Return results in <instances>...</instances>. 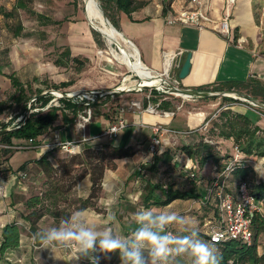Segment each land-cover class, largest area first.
<instances>
[{
    "label": "rangeland",
    "instance_id": "rangeland-1",
    "mask_svg": "<svg viewBox=\"0 0 264 264\" xmlns=\"http://www.w3.org/2000/svg\"><path fill=\"white\" fill-rule=\"evenodd\" d=\"M16 0H0V7L6 11H10ZM106 0H99L101 2ZM144 2L145 6L137 10V16L142 17L145 14L153 16L161 14L162 7L170 3V12L175 14V9H189L190 0H138ZM212 2V6L210 8ZM175 3V8H171V4ZM255 6L253 9L254 22L257 26L256 41L258 44L257 58L264 59V0H254ZM209 6V12L217 9L218 5L222 4V0H206L204 3ZM203 4V5H204ZM201 6V5H200ZM29 8L35 13L42 14L53 20H64L60 25H41L35 16H32L24 10H19V18L24 27L23 35L13 37L10 32V26L13 25L11 19H6L0 14V102H4L2 112L0 113V128L6 126L12 128L16 124L15 121L10 120L14 113H16L17 106L11 104L8 98L13 94V88L7 78L10 74L15 76L23 83H31L33 89L42 90V94L46 92L52 95L51 103L59 105L58 94L62 93H77L89 91H112L122 85L124 78H128L127 87L138 84L141 79L127 66L118 63L109 53L110 46L105 41L104 37L92 29L88 19L86 18L83 0H32L29 3ZM107 9L110 16L120 17L113 4L107 2ZM174 9V10H173ZM224 18V17H223ZM240 18L246 21V17L241 15ZM232 19V13L229 15V20ZM221 21L219 22V24ZM92 30L98 33L96 36L92 34ZM119 31V30H118ZM113 49H117L115 45ZM69 48L71 57H75L84 62V68L80 73H76L74 64L68 62L66 66H58L57 63H64L62 56L64 50ZM73 80L74 84L68 88L54 90L52 87L67 80ZM140 79V80H139ZM253 79V77H252ZM264 84V81H261ZM130 89V88H129ZM53 91V93H52ZM144 92H147L145 89ZM135 91H120L109 96L112 100H117L111 104L110 100L105 106L93 108L95 111L108 112L111 122H116L119 117V107H125L131 100H139L141 96H133ZM139 93V92H138ZM243 94L244 91L242 92ZM177 98L180 106H184L185 115L192 113L190 116L195 119L194 125L198 121L208 119L213 120L221 109L229 107L236 113H243L248 115L252 121H258V118L264 120V114L257 106L248 104L245 100L236 99L239 103H230L224 101L222 97L216 99L205 100L203 98ZM74 102L81 104L78 97L73 98ZM131 99V100H130ZM30 101H33L31 99ZM84 101H86L84 99ZM92 103V102H90ZM115 104V106H114ZM117 105V107H116ZM34 106V111H40ZM112 106V108H110ZM30 107V104H27ZM116 107L115 109H113ZM46 108L41 109L45 111ZM86 110V109H85ZM29 110L26 112L28 113ZM174 111H178L174 109ZM203 114H202V113ZM81 112L80 114H82ZM181 114V113H180ZM175 116V115H174ZM97 116L90 117V121ZM122 117L130 119L127 110L124 111ZM167 119V118H166ZM79 115L77 117V125L80 124ZM88 123H85V128ZM208 124L202 130H198L196 136L191 133L188 137H173L169 139L166 145L162 146V152L169 149L170 154L175 158V164L161 165L155 171H149L148 167L153 162V157L157 154H150L147 150V143L142 149L143 153L140 156L131 158H110L107 163V170L114 172L116 178V186L109 194H104L103 181L99 198L95 202V207L85 209L84 211L73 212L67 221L54 222L49 215L44 216L38 224V235L47 233L50 229L56 228L61 230L77 231L80 227L92 230L97 236V246L94 250H89L87 254L83 252L78 242L75 240H68L62 243H57L53 247L44 248L37 244V240L32 236L28 229V224L24 220L27 210L24 206L25 200L34 193H40L43 189V177L38 167L26 168L27 177L21 181L23 189L19 185H15L9 191L7 196L0 195V230L4 224L18 221V225L22 228L21 241L18 250L13 253H5L1 258L0 264H95V259H98L99 264L104 262L105 252L99 247V240L105 234H110L112 238L120 240L122 243L133 246L137 243L142 244L141 252L144 264H153V257L151 255V245L144 242H139L136 239V230L134 226L142 227L138 222L137 213H143L146 209L141 204V197L147 188L146 183L154 184H172L175 188L187 190L190 188L191 182L185 177L186 173L181 170V165L185 161V157L180 155L179 147L182 144H187L196 139L197 135L206 134ZM264 128V124L261 126ZM80 135L85 129L78 125ZM78 135L74 141H78ZM0 144L7 145L5 142ZM232 141L225 140L220 142L219 151L221 155H226L228 158L222 163L227 162L232 154ZM80 149L77 154L82 151ZM11 150V149H10ZM14 151V150H12ZM16 151V150H15ZM57 155H52L53 164L57 165V160L65 158L69 154L62 151L60 148L55 150ZM253 160V158H251ZM7 162L8 156L4 155L3 148H0V163ZM17 159L13 158V162ZM9 169L10 167L7 166ZM215 166L212 163L206 165L204 170L197 173V182L195 184L198 192H205L209 189L210 179L215 175ZM104 173V175H105ZM135 173H139L135 176ZM263 177H259L253 171L248 177V182L255 185L261 182ZM78 186V185H77ZM77 187L73 192V197H77ZM205 194V195H206ZM208 202L211 203L212 197H208ZM105 198H107L105 200ZM107 201V202H106ZM107 203V204H106ZM209 203V204H210ZM200 208H190L178 206L169 207H152L149 209L154 215L175 213L183 216V222H172L160 228L159 226H152V230L158 232L160 235H168L173 238H180L187 235H192L193 239L197 237L193 233H199V239L206 240L203 235V223L211 215L212 206L203 204L202 201H197ZM198 205V206H199ZM261 205V204H260ZM260 207V211H261ZM10 215V216H9ZM13 215V217H11ZM147 223V222H145ZM40 237V236H39ZM207 241V240H206ZM259 242L264 243V233L259 237ZM108 264V263H106ZM113 264H124L123 260L117 261ZM156 264H195V258L190 252L177 255L176 252H171L166 258L156 260Z\"/></svg>",
    "mask_w": 264,
    "mask_h": 264
},
{
    "label": "trees",
    "instance_id": "trees-1",
    "mask_svg": "<svg viewBox=\"0 0 264 264\" xmlns=\"http://www.w3.org/2000/svg\"><path fill=\"white\" fill-rule=\"evenodd\" d=\"M32 0H16L13 8L10 11H6L0 7V14L6 19H11L13 25L10 26V32L13 37H19L23 35L24 27L19 18V10H24L35 16L37 21L41 25H60L64 20H53L45 15L35 13L29 8V3ZM107 2L114 5L118 13L125 14L129 19H132V15L140 8L145 6L144 2L138 0H106L101 2V9L104 15L109 20L114 28L120 31L119 18L110 16L107 9ZM170 12V3L162 7L161 15L165 17ZM148 20V17L142 19V21ZM92 34L96 36L98 33L92 30ZM236 36L234 37V41ZM64 57V63H57L58 66H66L68 62H72L76 73H80L84 68V62L75 57H71L69 48H66L62 53ZM13 88V94L10 95L8 100L11 104L17 106V111L14 116L10 117V120H16L20 116H23V120L14 125L10 130H6V126L0 128V142H5L7 145H11L12 138L20 139H34L38 145V140L45 135L49 130L55 128V122L59 119L63 124H73L78 115L85 109L90 108L92 116H103L105 119L109 118L108 112L95 111L93 108H98L97 103H88V105L78 104L74 102V99H68L61 97L58 99L59 105L51 103L52 95L48 92L42 94V90L33 89L32 84L23 83L15 74L7 76ZM74 84L73 80H67L54 85V90L68 88ZM196 91H237L243 92L245 95L251 96L254 99L264 103V84L256 79H249L248 81H230L219 85L217 87L202 86L194 89ZM154 95H159L153 91ZM109 96L98 99L100 106H105L109 102ZM113 96L110 103L113 104L116 100ZM217 97L203 98L205 100L216 99ZM33 99V101H30ZM224 101L230 103H239L236 99L229 97H222ZM30 107H27V104ZM4 102H0V113L2 112ZM39 105L37 108L40 111H34V106ZM46 108L45 111L41 109ZM112 108V106H110ZM31 110L28 116L26 112ZM159 109L165 112L174 111V108L168 101L161 100L159 102ZM264 114V111H261ZM208 121V119H205ZM202 127V126H201ZM206 134L197 135L198 137L192 139L187 144H182L179 147L180 155L185 157V161L181 165L186 175L185 177L193 183L194 186L188 190H181L175 188L172 184H154L147 183V188L141 197V204L143 208L150 209L151 207H165L174 200H196L202 201L203 204H209L206 199L208 195H203L196 190L195 184L197 182V173L204 170L206 165L212 163L215 166L216 171L223 169L226 162L223 160L228 158L226 155H221L219 151L220 142L225 140L232 141L243 154L244 159L241 164L238 165L226 182L228 185L227 191L234 192L238 184L248 179L250 174L253 173V168L248 164L247 160L251 158H264V128L256 125L252 119L243 113H236L229 108L221 109L217 114V117L208 122V128ZM198 130H194L192 133L196 136ZM4 155L8 156L13 151L10 149H3ZM53 149L43 154L34 164L38 167L43 177V189L40 193H34L29 196L24 206L27 210V214L24 216V220L28 224L29 232L37 240L39 244L40 235H38V224L40 220L49 215L53 218L54 222L60 223V221H67L73 212L84 211L88 208L95 207V202L99 198V194L102 188V180L105 170L107 169V163L110 158H128L135 154V150L131 147H114L110 145H102L101 147H95L86 145L83 147L80 153L69 154L63 159L57 160V165H54L49 158L52 156ZM232 155V154H231ZM175 158L173 154H170L169 149H165L159 155L153 157V162L149 165V171H155L161 165L169 166L171 162L175 164ZM191 162V169L184 170L185 162ZM5 161L0 163V167H5L6 172H10L5 165ZM25 171L26 166L20 167ZM255 172V171H254ZM139 174V173H136ZM88 177L91 183L89 194L85 197H73V192L77 185ZM264 179V178H263ZM248 181V180H247ZM214 178L210 179L209 187L212 186ZM250 185V184H249ZM250 192L255 199L261 204V211L256 213L252 218V241L250 244H245L239 240H228L221 244H216L222 254L221 264H264V243L259 242V237L264 233V180L250 185ZM212 206L211 215L215 213V203L211 199L209 206ZM140 226H134V230H138ZM22 228L15 222L5 224L0 230V260L4 257L5 253L16 250L21 241ZM206 240L207 236L203 233ZM120 252L106 253L104 262L102 264H113L117 261H121ZM10 264V263H9Z\"/></svg>",
    "mask_w": 264,
    "mask_h": 264
},
{
    "label": "crops",
    "instance_id": "crops-1",
    "mask_svg": "<svg viewBox=\"0 0 264 264\" xmlns=\"http://www.w3.org/2000/svg\"><path fill=\"white\" fill-rule=\"evenodd\" d=\"M200 2V8L212 21L209 28L197 29L196 27L179 24L170 25L165 21L166 16L163 17L161 14H155L153 16L145 14L142 17H138L136 12L132 15V19H129L125 14L121 13L119 17L120 32L134 45L141 63L154 73L162 74L169 69L170 75L178 78V73L184 63L186 54L191 53L190 71L184 79H178L182 89L194 90L206 85L217 87L230 81H248L252 77L253 79L264 81V59L257 58L256 54L258 44L255 38L257 26L253 16L254 0H235L234 3L229 4L227 0H222V4L218 5L217 9L209 13V6L207 7L204 4L206 0H200ZM174 6L175 3H172L171 8H175ZM211 7L213 8L212 2ZM180 10L182 9L178 11ZM178 11L175 9V12ZM231 13L232 19L229 20L231 24L230 35L228 37L219 35L214 29L218 27L219 22L222 21L226 14L231 15ZM241 15L246 17V21L240 18ZM145 17H148V20L142 21ZM235 36L236 40L234 41ZM165 53L168 55L175 54L176 56L174 60H171L165 56ZM133 96H142V93L136 92L133 93ZM177 98L181 97L174 95H153L150 101L152 103H158L161 100L168 101L174 109L178 110L171 111L175 116L164 117L149 113L138 114L128 110L130 119L128 120L126 117H123L126 121V128L120 131L114 139L101 136L102 132L114 123L110 121V116L108 119H105L103 116L93 118V120L89 121L86 128H84L85 130L81 135L78 131L79 124L77 125V119L73 124H63L59 119L55 122L56 127L49 130L38 140L37 148L19 151L14 150L8 155V161L5 165L9 166L11 171H17L24 165L26 168L35 166L34 162L47 151L53 149L52 155H57L55 150L59 148L50 147L54 134H58L62 141H74L77 135L78 137L80 136L78 139L80 149L86 145L95 147H101L102 145L123 148L131 147L135 150V154L128 158L134 159L143 153L142 149L145 147V143L150 140L152 126L155 124L164 125L176 132L194 131L202 126L204 117H202L201 121H198L199 123L194 125L195 122L193 120L195 119L190 116L192 113L185 115L184 106L179 105V102L175 100ZM254 122L260 127L264 124V120L260 117L258 121L256 120ZM179 136L181 137L182 135ZM173 137H177V135H165L164 145ZM188 138L191 139L190 136ZM18 141L12 138L11 143L13 144ZM13 158H16L17 161L13 162ZM257 159L260 160V166L255 173L259 177H263L264 159ZM49 160L53 163L51 157ZM215 172L217 171L215 170ZM136 175L138 174L135 173ZM116 178L117 176L114 175L113 171H106L103 181L104 194H109V192L115 189L117 183ZM4 185L7 196L11 188L17 185V182L13 176H6ZM144 185L147 186V183L144 182ZM22 186L20 185V188ZM90 186L89 178H84L77 186V197L85 198L89 194ZM192 186H194L193 183L190 184V188ZM199 193L205 194L203 190ZM174 205L195 209L200 208L197 201L192 199L174 200L165 207ZM14 222L18 224V221ZM13 252L15 250L9 251V253Z\"/></svg>",
    "mask_w": 264,
    "mask_h": 264
},
{
    "label": "built area",
    "instance_id": "built-area-1",
    "mask_svg": "<svg viewBox=\"0 0 264 264\" xmlns=\"http://www.w3.org/2000/svg\"><path fill=\"white\" fill-rule=\"evenodd\" d=\"M229 3H234L235 0H227ZM201 2L200 0H191L189 9H182L175 14L168 13L165 17V21L170 25H185L196 27L197 29L209 28L212 23L210 17L200 8ZM230 21L229 15L226 14L222 19L221 23L216 27V32L219 35L226 36L230 35ZM165 56L171 60H174V55H168L165 53ZM156 75L159 78V83L153 86H147L145 88H141L138 83L132 87L128 91H135L142 93V96L139 100H132L125 107H119V117L116 119L112 125H110L107 129H105L101 136H105L109 139H114L117 137L120 131H123L126 128V121L122 117V114L125 110H131L134 113L142 114H156L164 117L173 116V112H165L159 109V102L152 103L151 98L154 95L153 91H155L159 95H174L179 96L181 98H185L179 93V89H182L179 85V80L176 77H172L170 75L169 69H167L164 73ZM161 77H160V76ZM134 89V90H132ZM147 89V92H144ZM127 90V89H126ZM94 92V91H89ZM100 92V91H97ZM111 94H98L92 95L88 94V96H77L82 104L88 105L90 102L98 101L99 98H104L106 95ZM84 99L86 101H84ZM244 101V100H243ZM250 105L255 106L252 102L245 100ZM248 103V104H249ZM228 108V107H227ZM31 111L26 113V116L29 115ZM91 117V109L87 108L83 111L82 114H79V118L81 123L79 126L84 129L85 123H89ZM23 120V116H20L16 120V124ZM209 121H206L202 124L198 130H202L204 125L206 126ZM15 124V125H16ZM13 127V126H12ZM19 127L18 125L15 126ZM11 129V128H7ZM193 131H182L176 132L173 131L164 125L155 124L152 126V136L147 143V150L150 154L159 155L162 151V146L164 145V136L168 134L172 135H182L188 136ZM85 140V139H83ZM51 148L58 147L62 151L68 153H76L80 151L79 142L73 140H65L62 141L58 134L53 135V142L50 144ZM0 148L3 149H11V150H28L37 148L36 140L34 139H20L18 142H15L11 145H3L0 144ZM244 159L243 154L240 150L233 145L232 147V155L230 159L225 163L222 170L217 171L213 176L214 182L212 186L208 189V197H212L215 203V213L203 223V233L207 236L208 242H215V244H221L228 240H239L245 244H250L252 241V218L258 212H260V202H258L255 197L250 192V185L247 180L242 181L238 184L236 190L232 193L227 191L228 185L226 182L227 177L231 175L234 169L241 164V161ZM264 159V158H261ZM248 164L251 165L254 171H256L260 166V160L254 158L253 160H247ZM191 162L187 161L184 164V170L191 169ZM5 167H0V195L2 197L6 196V187L4 185V181L6 176H13L16 180L17 184L21 185V181L26 179L27 173L22 170L17 171H5ZM264 180V179H262ZM23 189V187H21ZM168 235L170 233H167Z\"/></svg>",
    "mask_w": 264,
    "mask_h": 264
},
{
    "label": "clouds",
    "instance_id": "clouds-1",
    "mask_svg": "<svg viewBox=\"0 0 264 264\" xmlns=\"http://www.w3.org/2000/svg\"><path fill=\"white\" fill-rule=\"evenodd\" d=\"M137 216L142 227L137 230L136 239L139 242L151 245L153 264H156L158 259L166 258L173 251L177 255L190 252L195 258V264H221L222 254L219 248L216 247L215 242L210 243L199 239V233H193L197 237L196 239H193L192 235L173 238L169 235H160L152 230L153 225L163 228L164 225L172 222H183V216L175 213L154 215L147 209L143 213H137ZM68 240L77 241L85 254L89 250H94L97 246L95 232L84 227H80L77 231L53 228L40 235L39 242L41 247L49 248ZM99 247L106 253L120 252L124 264H144L141 252L142 244L140 243L130 247L106 233L99 240ZM95 264H99L98 259H95Z\"/></svg>",
    "mask_w": 264,
    "mask_h": 264
},
{
    "label": "bare ground",
    "instance_id": "bare-ground-1",
    "mask_svg": "<svg viewBox=\"0 0 264 264\" xmlns=\"http://www.w3.org/2000/svg\"><path fill=\"white\" fill-rule=\"evenodd\" d=\"M86 17L101 32L107 44L110 46L109 53L118 63L128 67L130 71L141 78L139 83L145 86H153L159 83V78L153 71L147 69L140 61L134 45L129 42L118 30L113 29L105 20L99 0H83ZM86 7V8H85ZM113 45L117 49H113ZM140 80V79H139ZM128 78H124L119 89H127ZM134 86V85H132ZM131 86V87H132ZM82 96H88V92H77ZM73 94V93H71ZM75 94V93H74ZM61 97L62 94H58ZM235 97V95H231ZM169 117V115H168Z\"/></svg>",
    "mask_w": 264,
    "mask_h": 264
},
{
    "label": "water",
    "instance_id": "water-1",
    "mask_svg": "<svg viewBox=\"0 0 264 264\" xmlns=\"http://www.w3.org/2000/svg\"><path fill=\"white\" fill-rule=\"evenodd\" d=\"M86 8V7H85ZM102 11V14L105 18V20L107 21V23L109 25H111V27L113 29H116L112 26V24L109 22V20L106 18V16L104 15L103 13V10L101 9ZM87 18V17H86ZM88 19V18H87ZM89 21V20H88ZM90 25L92 27V29L96 30L97 32H99L101 34V32L92 24V22H90ZM117 30V29H116ZM120 32V31H119ZM121 33V32H120ZM122 34V33H121ZM130 42V41H129ZM190 59H191V53H187L186 54V58L184 60V63L182 65V67L180 68V71L178 73V79H184L189 71H190V67H191V64H190ZM138 76V75H137ZM160 76V75H159ZM139 77V76H138ZM161 77V76H160ZM140 78V77H139ZM141 79V78H140ZM140 87L141 88H145L147 86L143 85V84H140ZM134 90V89H132ZM120 91H124V89H114L112 91H100V92H97V91H94V92H88V94H92V95H98L100 93L102 94H116ZM179 93L182 95V96H186V97H190V98H209V97H232V98H237L239 100H248L250 102H252L255 106H257L258 108H260L261 110L264 111V103L260 102L259 100L257 99H254L253 97L251 96H248V95H245L243 93H240V92H237V91H216V92H211V91H196V90H188V89H179L178 90ZM53 93V91H52ZM79 95H82V94H77V93H62V97H66L68 99H73ZM231 95H235V97L231 96ZM6 130H10V129H6Z\"/></svg>",
    "mask_w": 264,
    "mask_h": 264
}]
</instances>
